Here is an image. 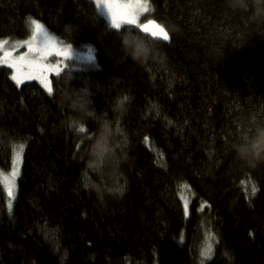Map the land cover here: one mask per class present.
<instances>
[{"label": "trees", "instance_id": "trees-1", "mask_svg": "<svg viewBox=\"0 0 264 264\" xmlns=\"http://www.w3.org/2000/svg\"><path fill=\"white\" fill-rule=\"evenodd\" d=\"M148 1L141 23L156 20L170 39L142 34L166 53L142 66L120 39L139 31L113 29L91 0H0V40L29 38L37 21L95 51L94 64L53 77L51 94L0 66V264H264V163L233 148L264 125V27L225 0ZM85 86L87 116L67 103ZM101 119L112 135L94 143ZM18 144L9 209L1 174Z\"/></svg>", "mask_w": 264, "mask_h": 264}, {"label": "snow or ice", "instance_id": "snow-or-ice-1", "mask_svg": "<svg viewBox=\"0 0 264 264\" xmlns=\"http://www.w3.org/2000/svg\"><path fill=\"white\" fill-rule=\"evenodd\" d=\"M101 6L106 9L113 29L120 30L124 25L135 26L139 33L148 35L153 39L162 41H168L170 39L166 28L154 20L149 19L147 23L139 22V18L142 15L150 12L148 0H129L127 3H115L114 0H96V8L99 9ZM32 24L34 25L33 36L30 40L23 42L28 50L19 55H13L14 49L4 51L3 56L0 57V63L14 70L11 79L17 85L22 84L26 80H39L49 94H51L52 88L49 86L48 73L54 71L59 75L60 67L58 64L50 65L46 61L53 55L67 58L69 51L66 48L58 47L54 38L38 22L32 21ZM124 99L126 100L127 97H124ZM77 131L78 133H85L86 129L83 125H80ZM17 174L14 169L11 174V179L14 180ZM256 191V187L253 186L252 194L254 195ZM8 195L11 198L13 192L9 190ZM211 252L212 245L209 243L202 251V256L210 259Z\"/></svg>", "mask_w": 264, "mask_h": 264}, {"label": "clouds", "instance_id": "clouds-1", "mask_svg": "<svg viewBox=\"0 0 264 264\" xmlns=\"http://www.w3.org/2000/svg\"><path fill=\"white\" fill-rule=\"evenodd\" d=\"M226 8L233 12H248L249 19L258 27H264V0H225ZM65 31L71 34L73 31L71 23L64 26ZM121 44L127 56L131 57L142 66L150 61L160 64L164 61L166 53L159 47L146 39L142 34L133 31H123L120 36ZM213 58H222L223 53L216 49H210ZM87 89V92L80 91L79 95H70L67 99L68 106L84 115H92L95 107L89 97V88L87 86L81 89ZM124 101L119 97L115 98L112 104V111L120 113L123 111ZM99 128L95 142H105L111 138L110 123L106 119L99 121ZM236 153L251 166L264 163V125H258L255 132L249 135H242L238 142L233 144Z\"/></svg>", "mask_w": 264, "mask_h": 264}, {"label": "rangeland", "instance_id": "rangeland-1", "mask_svg": "<svg viewBox=\"0 0 264 264\" xmlns=\"http://www.w3.org/2000/svg\"><path fill=\"white\" fill-rule=\"evenodd\" d=\"M95 3L96 5V0H91ZM115 3H127L129 2V0H114ZM149 2V1H148ZM150 5V2H149ZM151 8L152 6L150 5V12L149 13H145L144 15H142L139 18V22L141 23L142 19L145 17H149L150 13H151ZM99 11L101 13V15L107 20V22L110 24V17L107 14V11L105 8H103V6H101L99 8ZM37 22V21H36ZM39 23V22H38ZM40 24V23H39ZM41 25V24H40ZM111 26V24H110ZM127 25H124L122 27H125ZM33 30H34V25L32 24V22L30 23V32L31 35L29 38H26L24 40H0V57L3 56L4 51H8V50H13V55H19L23 52H26L27 46L23 44L24 41L30 40L33 36ZM45 30L47 31V33L54 38V41L56 42L57 46L60 48H66L69 51V55L67 58L65 57H59V56H51L48 58V60L46 61V63L50 64V65H59L60 67V73L64 70L67 69H73V70H78L79 68H81L83 65H89V64H94V60H95V51L94 48L92 46H85V47H74L71 44H66L65 42H63L62 40H60L57 36H55L53 33H51L47 28H45ZM7 42V43H5ZM37 42H38V38H37ZM1 67H8L7 65L0 63ZM9 68V67H8ZM11 71V74L13 75L14 70L9 68ZM60 75V74H59ZM53 77H58V75L53 71L48 73V82H49V86L51 87L50 83ZM31 81H38L39 80H31ZM29 82V81H24L22 84ZM43 85V84H41ZM44 86V85H43ZM14 156H13V167L12 169L8 172H2L1 174V181L4 184L6 191L9 192V190H11L13 192V196L10 198V202H9V209L11 207H13V203L15 201V199L17 198L18 195V186H19V178L21 175V169L23 166V154H24V146L22 144H18L14 150ZM16 170V172L18 173L16 175V177L14 178V180L11 179V174L13 172V170ZM192 193L190 192L189 187L183 185L181 188V197L184 200V206L186 208L187 206V210H188V204L192 199Z\"/></svg>", "mask_w": 264, "mask_h": 264}, {"label": "water", "instance_id": "water-1", "mask_svg": "<svg viewBox=\"0 0 264 264\" xmlns=\"http://www.w3.org/2000/svg\"><path fill=\"white\" fill-rule=\"evenodd\" d=\"M152 20H154V19H152ZM156 23H158L156 20H154ZM145 23H147V22H145ZM159 24V23H158ZM148 36V35H147ZM149 38H151L150 36H148ZM152 39V41H155V42H157V43H161V44H163V43H168V41H162V40H157V39H153V38H151ZM7 194H8V192H7ZM9 196V195H8ZM9 199H10V197H9Z\"/></svg>", "mask_w": 264, "mask_h": 264}]
</instances>
